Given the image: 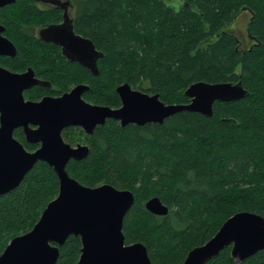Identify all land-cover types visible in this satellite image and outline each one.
<instances>
[{"label": "trees", "instance_id": "trees-1", "mask_svg": "<svg viewBox=\"0 0 264 264\" xmlns=\"http://www.w3.org/2000/svg\"><path fill=\"white\" fill-rule=\"evenodd\" d=\"M80 1L84 8H77L73 28L103 53L98 75L25 33L23 28L57 21L54 9H39L32 0L0 9L5 35L16 49L1 64L18 72L31 67L55 86L56 91L33 86L26 98L86 84V101L118 107L115 89L123 82L159 93L165 103L189 102L184 91L197 81H241L248 91L235 101H215L211 117L181 111L162 123L122 126L107 119L88 135L79 127L63 129L66 142L88 146L86 156L67 163L71 177L87 186L108 183L133 192L123 217L125 243H143L152 264H182L190 249L234 213L264 217V0ZM245 9L253 42L242 48L228 28ZM14 136L28 150L35 148L21 128ZM58 187L53 168L38 161L16 188L0 195V253L33 227ZM155 196L168 207L166 214L146 210L145 202ZM80 247L79 237L69 236L55 264H76ZM204 264H236L231 245ZM240 264H264V249Z\"/></svg>", "mask_w": 264, "mask_h": 264}, {"label": "water", "instance_id": "water-1", "mask_svg": "<svg viewBox=\"0 0 264 264\" xmlns=\"http://www.w3.org/2000/svg\"><path fill=\"white\" fill-rule=\"evenodd\" d=\"M14 2L0 0V8ZM3 30L0 25V54L13 56L15 46L1 35ZM38 37L59 45L67 60L98 74L97 60L103 53L91 39L75 32L66 13L61 22L40 27ZM34 85L49 83L36 78L31 68L18 73L0 66V195L16 188L38 161L46 162L55 171L58 193L29 231L7 243L0 253V264H55L59 246L69 236L80 239L76 264H152L145 245L126 244L122 232L123 217L134 202L133 192L108 183L87 186L71 177L66 171L67 163L86 156L88 146L66 142L62 130L80 126L91 134L107 119L118 120L122 126L162 123L181 111L211 117L215 101H235L248 91L241 81H197L184 91L189 102L165 103L159 93H147L123 82L115 89L120 106L110 107L86 101L83 98L88 89L86 84H77L57 96L45 95L37 101L25 99L23 90ZM18 127L23 129L27 142L39 143L37 149L28 151L13 136ZM144 206L157 215L168 211L156 196ZM228 245L236 264L264 249V217L250 211L234 213L210 239L190 249L182 264H204Z\"/></svg>", "mask_w": 264, "mask_h": 264}, {"label": "flooded vegetation", "instance_id": "flooded-vegetation-1", "mask_svg": "<svg viewBox=\"0 0 264 264\" xmlns=\"http://www.w3.org/2000/svg\"><path fill=\"white\" fill-rule=\"evenodd\" d=\"M33 1V3H34V5L37 7V8H39V9H42V10H45V9H54L55 11H56V13L58 14V16H59V18H58V20L57 21H53V22H51V23H59V22H61L62 21V19H63V15H64V13H66L69 17H70V15H69V13H68V9L70 8V1L69 0H32ZM37 4H41V5H43L45 8H40V7H38V5ZM9 5V4H8ZM6 6V5H5ZM5 6H3V7H5ZM3 7H1V8H3ZM0 8V9H1ZM246 10V9H245ZM74 17H75V15L73 14V16L72 17H70L71 19H72V22H73V20H74ZM51 23H48V24H51ZM48 24H43V25H41V26H39V27H35V28H33V29H37V34H33L38 40H40V41H42V42H44V43H49V44H53V45H55V46H57L58 48H59V50H60V53H61V55H62V52H61V47L59 46V45H57V44H55V43H53V42H47V41H44V40H41V39H39V37H38V30H39V28L40 27H42V26H45V25H48ZM0 25L3 27V31L1 32V35L2 36H4V37H6V38H8L6 35H5V26L0 22ZM76 32V31H75ZM77 33V32H76ZM249 35V34H248ZM251 38V37H250ZM9 39V38H8ZM10 40V39H9ZM251 40H252V38H251ZM252 42H253V40H252ZM13 43V42H12ZM252 44V43H251ZM10 57V56H12V55H5V54H0V59L2 58V57ZM14 56V55H13ZM63 56V55H62ZM66 60H67V58L65 57V56H63ZM68 62H72V61H69V60H67ZM74 63H77V62H74ZM77 64H79V63H77ZM80 65V64H79ZM0 66L1 67H4V68H7V67H5V65H3V64H1V62H0ZM82 66V65H81ZM82 67H84V66H82ZM28 68H31V67H27L25 70H23V71H13V70H11V69H9V68H7L8 70H10V71H12V72H18V73H22V72H25ZM86 68V67H85ZM32 69V68H31ZM88 69V68H87ZM33 70V69H32ZM90 71V70H89ZM33 72H34V70H33ZM34 75H35V77L36 78H38V79H40V77H38L37 75H36V73L34 72ZM94 75V74H93ZM98 75V74H97ZM40 80H44V81H47L46 79H40ZM48 83H49V85H43V86H46L49 90H54V91H56L55 90V87H54V85L51 83V82H49V81H47ZM34 86H36V85H34ZM75 86V85H74ZM31 87H33V86H31ZM31 87H29V88H27V89H24L23 90V96H24V98L25 99H29V98H26L25 97V95H24V92L26 91V90H29ZM72 88V87H71ZM70 88V89H71ZM69 89V90H70ZM68 91V90H67ZM65 92V91H64ZM61 93H63V92H60V93H58V94H50V93H47V94H44L43 96H45V95H51V96H57V95H60ZM85 93V92H84ZM83 93V94H84ZM42 96V97H43ZM41 97V98H42ZM40 98V99H41ZM29 100H33V99H29ZM39 100V99H38ZM35 101H37V100H35ZM89 102V101H88ZM91 103V102H90ZM120 104H121V102H120ZM99 105H102V104H99ZM108 106V105H107ZM120 106V105H119ZM72 126V125H71ZM98 126H100V125H98ZM69 127V126H68ZM74 127H79L85 134H87L80 126H74ZM18 128H21V127H18ZM65 128H67V127H65ZM64 128V129H65ZM17 129V128H16ZM15 130V129H14ZM21 130H22V132H23V129L21 128ZM63 131V130H62ZM61 134H62V132H61ZM23 135H24V133H23ZM88 135V134H87ZM13 136H14V131H13ZM15 137V136H14ZM63 137V136H62ZM17 139V138H16ZM24 139H25V135H24ZM18 140V139H17ZM25 141H26V139H25ZM21 142V141H20ZM27 142V141H26ZM22 143V142H21ZM27 143H29V142H27ZM23 144V143H22ZM29 144H31V145H35V148L34 149H31V150H28L26 147H25V145H24V147L28 150V151H34L35 149H37L38 147H39V143H29ZM77 143H75V144H73V146L74 145H76ZM82 144H84V143H82ZM72 145V144H71ZM86 145V144H85Z\"/></svg>", "mask_w": 264, "mask_h": 264}, {"label": "rangeland", "instance_id": "rangeland-1", "mask_svg": "<svg viewBox=\"0 0 264 264\" xmlns=\"http://www.w3.org/2000/svg\"><path fill=\"white\" fill-rule=\"evenodd\" d=\"M69 1H70V8L68 9V13L70 17H72L73 14L75 15L77 13L78 7L81 8V10L84 8L80 0L78 1L69 0ZM37 5L40 8H45L41 4H37ZM249 18H250V12L248 10H243L240 12V14L235 18V20L231 23L230 27L228 28L230 31L235 32L236 35L240 38L242 48H246L250 46L252 43V40L248 35V31H247V22ZM23 29L25 30V33L37 34V29H33L31 27L30 28L27 27ZM238 71L239 69H237V72Z\"/></svg>", "mask_w": 264, "mask_h": 264}]
</instances>
